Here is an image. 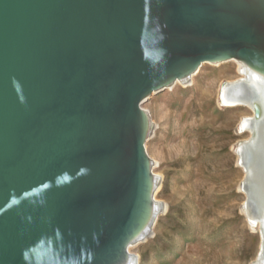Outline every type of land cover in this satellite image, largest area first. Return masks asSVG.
Here are the masks:
<instances>
[{
  "label": "water",
  "instance_id": "obj_1",
  "mask_svg": "<svg viewBox=\"0 0 264 264\" xmlns=\"http://www.w3.org/2000/svg\"><path fill=\"white\" fill-rule=\"evenodd\" d=\"M233 5L0 0V264L123 262L148 197L143 103L217 58L264 70V15Z\"/></svg>",
  "mask_w": 264,
  "mask_h": 264
},
{
  "label": "rangeland",
  "instance_id": "obj_2",
  "mask_svg": "<svg viewBox=\"0 0 264 264\" xmlns=\"http://www.w3.org/2000/svg\"><path fill=\"white\" fill-rule=\"evenodd\" d=\"M224 61L205 63L143 103L155 122L148 147L161 174L157 196L168 206L153 237L135 248L139 264H251L259 253L236 150L250 136L240 122L251 111L220 103L222 86L238 74Z\"/></svg>",
  "mask_w": 264,
  "mask_h": 264
},
{
  "label": "bare ground",
  "instance_id": "obj_3",
  "mask_svg": "<svg viewBox=\"0 0 264 264\" xmlns=\"http://www.w3.org/2000/svg\"><path fill=\"white\" fill-rule=\"evenodd\" d=\"M228 1L234 3V5H238L239 10L237 11L242 13L241 17L243 18L254 17V15L258 14L264 15V0ZM230 9L236 11L234 8ZM221 61L223 60L217 58L205 63H219ZM228 61L235 62L238 65V74L235 78L227 81L222 86L219 100L224 106L244 107L251 111V113L245 115L240 122V128L242 130H248L250 136L247 138V140L239 143L236 150L239 155V165L245 170L246 173L244 184L241 187V190L246 193L248 199L244 203L243 211L248 223L253 229L259 232L261 237L259 253L251 264H264V222L260 218V216L264 214V175H260L261 168L257 167L256 165L257 162L259 163L260 161L264 160V112L263 116L260 118L262 109L264 111V70L252 66L251 64L242 60L231 59ZM205 63L198 67V69L203 67ZM259 64H264V60L259 62ZM194 74L195 71L184 74L177 78L174 82H183V80H185L188 76L193 77ZM142 111L144 137L146 139L144 148L148 156L147 164L150 169V176L148 179V197H146V199L145 194L143 193L141 202L137 203V206L135 207V214H133L134 221L138 219L143 209L145 211L139 229L136 230V232L127 242L124 264L140 263L138 259L140 257L137 256L134 250L137 246L149 241L153 237L155 233V223H157V219H159L160 216L167 211L168 206L167 204H163L157 196L161 186V174L157 173L156 171L157 163L154 161V158L149 152L148 147V141L156 132L155 122L148 108L143 106ZM255 160L257 161L254 162ZM248 161L250 165L253 164L252 172L247 170ZM252 185L256 189L257 200L249 198V187ZM145 201L146 203H144ZM105 206L106 205H103L102 207L97 206L96 214H103V211L106 208ZM95 221L96 219L91 216V218H88L85 225H89V223L90 225H93ZM112 261L113 260L110 262ZM110 262L108 264H110Z\"/></svg>",
  "mask_w": 264,
  "mask_h": 264
}]
</instances>
